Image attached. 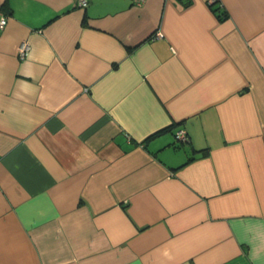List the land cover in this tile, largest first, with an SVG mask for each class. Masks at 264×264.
Wrapping results in <instances>:
<instances>
[{
	"label": "crops",
	"instance_id": "0c3cea01",
	"mask_svg": "<svg viewBox=\"0 0 264 264\" xmlns=\"http://www.w3.org/2000/svg\"><path fill=\"white\" fill-rule=\"evenodd\" d=\"M3 15L0 264H264V0Z\"/></svg>",
	"mask_w": 264,
	"mask_h": 264
},
{
	"label": "built area",
	"instance_id": "2783aa9c",
	"mask_svg": "<svg viewBox=\"0 0 264 264\" xmlns=\"http://www.w3.org/2000/svg\"><path fill=\"white\" fill-rule=\"evenodd\" d=\"M137 4H140L143 0H134ZM89 0H76V5L81 8L85 9L88 6ZM7 17L5 15L0 17V29H2L6 24ZM28 48V43L26 41L21 42L19 46V55L23 56ZM175 139L179 142H185L188 139V136L184 129H178L175 132Z\"/></svg>",
	"mask_w": 264,
	"mask_h": 264
},
{
	"label": "trees",
	"instance_id": "16d2710c",
	"mask_svg": "<svg viewBox=\"0 0 264 264\" xmlns=\"http://www.w3.org/2000/svg\"><path fill=\"white\" fill-rule=\"evenodd\" d=\"M179 142V141H178ZM186 142V141H185ZM185 142H180V143H185Z\"/></svg>",
	"mask_w": 264,
	"mask_h": 264
},
{
	"label": "bare ground",
	"instance_id": "6f19581e",
	"mask_svg": "<svg viewBox=\"0 0 264 264\" xmlns=\"http://www.w3.org/2000/svg\"><path fill=\"white\" fill-rule=\"evenodd\" d=\"M186 132V131H185Z\"/></svg>",
	"mask_w": 264,
	"mask_h": 264
}]
</instances>
